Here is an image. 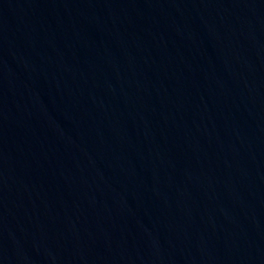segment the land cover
Instances as JSON below:
<instances>
[{"label":"water","instance_id":"obj_1","mask_svg":"<svg viewBox=\"0 0 264 264\" xmlns=\"http://www.w3.org/2000/svg\"><path fill=\"white\" fill-rule=\"evenodd\" d=\"M0 264H264V0H0Z\"/></svg>","mask_w":264,"mask_h":264}]
</instances>
